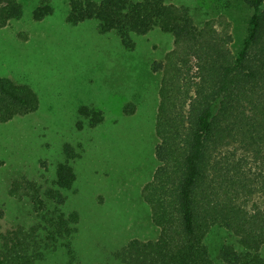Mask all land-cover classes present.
Listing matches in <instances>:
<instances>
[{
	"label": "trees",
	"instance_id": "1",
	"mask_svg": "<svg viewBox=\"0 0 264 264\" xmlns=\"http://www.w3.org/2000/svg\"><path fill=\"white\" fill-rule=\"evenodd\" d=\"M174 0H69L66 23L96 22L100 35L115 34L132 51L134 38L154 30L172 37L161 64L154 134L157 167L141 189L154 240H130L113 254L117 264H214L205 239L219 227L238 242L223 246V264H264V0H242L250 9L246 36L237 53L229 51L228 26L196 24L189 9ZM52 14L41 0L36 21ZM22 16L18 0H0V30ZM39 100L27 85L0 78V124L35 113ZM40 111V110H39ZM38 111V112H39ZM124 116L135 114L128 103ZM78 115L91 128L102 114L83 106ZM43 188L15 181L9 194L28 199L35 224L0 232V264H45L63 252L78 264L75 239L80 215L66 212L80 155L70 145ZM112 252V251H111Z\"/></svg>",
	"mask_w": 264,
	"mask_h": 264
},
{
	"label": "rangeland",
	"instance_id": "2",
	"mask_svg": "<svg viewBox=\"0 0 264 264\" xmlns=\"http://www.w3.org/2000/svg\"><path fill=\"white\" fill-rule=\"evenodd\" d=\"M18 2L21 18L0 30V78L30 87L39 107L0 124V232L35 224L30 202L11 197L10 186L25 180L50 187L57 164L65 160L64 146L70 145L80 157L71 162L77 179L64 210L80 215L78 264H109L108 253L128 241L158 236L141 189L157 167L160 73L153 67L172 49V37L158 30L133 36L135 48L128 51L115 34L100 35L94 21L68 25L69 0H50L52 14L41 21L33 18L41 0ZM173 3L187 7L196 24L228 26V48L237 53L251 14L242 0ZM128 103L135 114L124 116ZM83 106L100 112L102 123L91 128L78 115ZM205 244L214 264H223L218 259L223 246L239 249L237 239L219 227L210 230ZM68 262L59 252L45 264Z\"/></svg>",
	"mask_w": 264,
	"mask_h": 264
}]
</instances>
